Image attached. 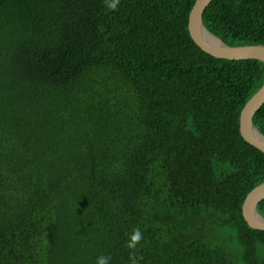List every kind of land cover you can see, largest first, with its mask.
<instances>
[{"label":"trees","instance_id":"16d2710c","mask_svg":"<svg viewBox=\"0 0 264 264\" xmlns=\"http://www.w3.org/2000/svg\"><path fill=\"white\" fill-rule=\"evenodd\" d=\"M195 1L0 0V264H128L136 227L140 264H264L241 212L264 153L239 132L264 65L201 51ZM202 18L264 46V0Z\"/></svg>","mask_w":264,"mask_h":264},{"label":"water","instance_id":"95a60500","mask_svg":"<svg viewBox=\"0 0 264 264\" xmlns=\"http://www.w3.org/2000/svg\"><path fill=\"white\" fill-rule=\"evenodd\" d=\"M212 0H196L188 17V32L191 40L204 53L216 59L228 61L258 60L264 65V46L230 47L213 36L204 26L203 13ZM206 32L218 42L210 44L202 36ZM264 105V83L262 87L243 106L239 116V132L242 139L252 147L264 153V136L253 125V118ZM264 201V183L254 188L244 199L241 212L246 224L259 231H264V218L257 211L259 203Z\"/></svg>","mask_w":264,"mask_h":264},{"label":"clouds","instance_id":"9594fccd","mask_svg":"<svg viewBox=\"0 0 264 264\" xmlns=\"http://www.w3.org/2000/svg\"><path fill=\"white\" fill-rule=\"evenodd\" d=\"M120 0H104V5L107 11L115 12L118 10ZM143 234L139 227L132 229L128 235V240L125 244L128 249L129 260L128 264H140L143 260V256L139 254V248L142 246ZM110 255H100L96 258L95 264H111Z\"/></svg>","mask_w":264,"mask_h":264},{"label":"bare ground","instance_id":"6f19581e","mask_svg":"<svg viewBox=\"0 0 264 264\" xmlns=\"http://www.w3.org/2000/svg\"><path fill=\"white\" fill-rule=\"evenodd\" d=\"M202 36L207 39V42L210 44H215L218 42L214 37L209 36L206 32H202Z\"/></svg>","mask_w":264,"mask_h":264}]
</instances>
